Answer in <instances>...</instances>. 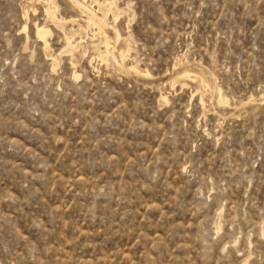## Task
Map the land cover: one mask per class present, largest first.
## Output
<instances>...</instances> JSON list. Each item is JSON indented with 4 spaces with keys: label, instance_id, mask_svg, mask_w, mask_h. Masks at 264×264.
Instances as JSON below:
<instances>
[{
    "label": "rangeland",
    "instance_id": "1",
    "mask_svg": "<svg viewBox=\"0 0 264 264\" xmlns=\"http://www.w3.org/2000/svg\"><path fill=\"white\" fill-rule=\"evenodd\" d=\"M0 264H264V0H0Z\"/></svg>",
    "mask_w": 264,
    "mask_h": 264
},
{
    "label": "bare ground",
    "instance_id": "2",
    "mask_svg": "<svg viewBox=\"0 0 264 264\" xmlns=\"http://www.w3.org/2000/svg\"><path fill=\"white\" fill-rule=\"evenodd\" d=\"M77 1V0H76ZM78 4V3H77ZM112 5V4H111ZM102 6H105V5H102ZM105 7H108V5L107 6H105ZM112 7V6H111ZM116 7V6H115ZM78 8H80V9H82V8H84L82 5H80V4H78ZM47 13H48V15H51L52 14V12H51V10L49 9H47ZM54 13V12H53ZM109 14H111V13H109ZM107 15V14H106ZM94 16V15H93ZM117 16V15H116ZM108 17V16H107ZM89 21L91 22V23H93V24H95L96 25V27L97 26H99V24H97L96 22H95V18H90L89 19ZM88 22V21H87ZM91 25V24H90ZM104 31V30H103ZM37 32H38V37L42 40V42L44 43V45H45V51L46 52H48V42H47V40H46V37H47V35L49 34V31H47L44 27H38L37 28ZM98 34V33H97ZM105 35V34H104ZM98 36V35H97ZM101 36V35H100ZM118 36H120V34H118ZM121 37V36H120ZM71 38V37H70ZM69 39V38H68ZM102 41V40H101ZM71 45H72V43H71ZM73 46V45H72ZM105 46H106V49H107V51H106V53L107 54H109V51H110V44H109V42H108V39L106 38L105 39ZM99 52V51H98ZM105 52H101L100 53V57L103 59V60H106L107 59V57H106V54ZM124 59V58H123ZM115 60L117 61V59H116V57H115ZM120 62V61H119ZM124 67V66H123ZM132 70H134L135 72H137V73H141L140 71H138L137 70V68H132ZM181 73V72H180ZM178 75V74H177ZM183 74H181L180 75V77L182 76ZM183 77H187V78H190L191 76L188 74V73H186L185 75H183ZM205 82V81H204ZM175 83V82H174ZM185 85V84H184ZM217 91V90H216ZM219 92V91H218ZM218 94H220V93H218ZM221 97V96H220ZM165 100V99H164ZM220 101V100H219ZM224 102V101H223ZM220 105V104H219Z\"/></svg>",
    "mask_w": 264,
    "mask_h": 264
}]
</instances>
